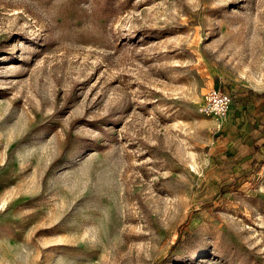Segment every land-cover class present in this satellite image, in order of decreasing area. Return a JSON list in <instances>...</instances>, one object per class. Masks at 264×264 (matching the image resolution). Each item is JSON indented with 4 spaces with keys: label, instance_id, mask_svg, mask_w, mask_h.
<instances>
[{
    "label": "rangeland",
    "instance_id": "rangeland-1",
    "mask_svg": "<svg viewBox=\"0 0 264 264\" xmlns=\"http://www.w3.org/2000/svg\"><path fill=\"white\" fill-rule=\"evenodd\" d=\"M263 156L264 0H0V264H264Z\"/></svg>",
    "mask_w": 264,
    "mask_h": 264
},
{
    "label": "built area",
    "instance_id": "built-area-1",
    "mask_svg": "<svg viewBox=\"0 0 264 264\" xmlns=\"http://www.w3.org/2000/svg\"><path fill=\"white\" fill-rule=\"evenodd\" d=\"M231 104L232 97L229 93L212 86L205 92L200 109L203 114L220 119L229 112Z\"/></svg>",
    "mask_w": 264,
    "mask_h": 264
},
{
    "label": "trees",
    "instance_id": "trees-1",
    "mask_svg": "<svg viewBox=\"0 0 264 264\" xmlns=\"http://www.w3.org/2000/svg\"><path fill=\"white\" fill-rule=\"evenodd\" d=\"M252 93H254L253 91H251L250 89H247L245 91H243V93H240L241 96L238 98L239 102L241 103H247L249 102V97L252 96ZM256 94V93H255ZM258 95V94H256ZM262 161L264 162V156L262 158Z\"/></svg>",
    "mask_w": 264,
    "mask_h": 264
}]
</instances>
